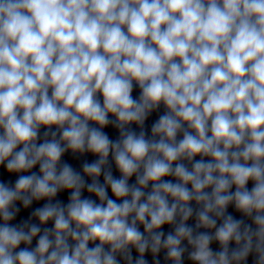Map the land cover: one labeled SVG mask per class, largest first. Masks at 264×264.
I'll list each match as a JSON object with an SVG mask.
<instances>
[{"label": "clouds", "instance_id": "1", "mask_svg": "<svg viewBox=\"0 0 264 264\" xmlns=\"http://www.w3.org/2000/svg\"><path fill=\"white\" fill-rule=\"evenodd\" d=\"M0 170V264H264V0H0Z\"/></svg>", "mask_w": 264, "mask_h": 264}, {"label": "water", "instance_id": "2", "mask_svg": "<svg viewBox=\"0 0 264 264\" xmlns=\"http://www.w3.org/2000/svg\"><path fill=\"white\" fill-rule=\"evenodd\" d=\"M133 95H134V97H137V98H138V95H139V89H138V87L134 89ZM163 112H164V108H163V106H161V108L159 109V111H157V112H153V113L151 114V116L148 118V120L146 121L145 129L147 130V132H148L149 135H150V128H151L152 123H153V122L158 118V116H159L160 114H162ZM133 128H136V126L133 125ZM136 130L139 131L138 128H137ZM43 131H44V129L41 130V135L43 134ZM104 131H105V132L110 136V138H112V139H115V138L118 136V132H117L116 130H114L111 126L105 128ZM94 159H95V157H93V156L90 155V154H85L84 156L73 157V156L71 155V153H68V154H66V155L63 157V160L66 161V162H68L69 164H71V165H72L77 171H81V165H82V163H83L85 160L91 162V161H93ZM196 159H199V157H197ZM205 159H207V158H205ZM185 163H187V162H185ZM189 167H190V165H189ZM34 170H37V171H38V169H34ZM112 170H113V175L118 177V176H119V173H118V171L115 169L114 164H113V169H112ZM0 178H5V177H3V172H2V170H0ZM11 179H14V177H12ZM85 179L88 180V182H90V179H89V178L85 177ZM100 179H101V182H103V177H102V176H101ZM165 179H173V180H174V178H172V177H166ZM134 181H135V177H133V178L130 180V183H134ZM251 186H252V185H251V183H250V184L248 185V187L251 188ZM68 194H69L68 192H63V193L59 194L57 198L60 199V200H62L64 203H67V197H68ZM109 195L111 196V192H110V190H109ZM84 196H88V193L86 192V190H85V192H84ZM92 198L95 199L94 196H93ZM43 203H45V201H41V202H39V203L34 202L33 205L31 206V208H29V209H27V210L23 209L22 206L18 205V206L21 207V211H20V213L18 214V217H17V221H16V222H19V221L22 220V219H26V218H28L30 212H31L34 208H37V207L42 206ZM193 206L195 207V204H193ZM228 211H229V213H231L234 217H236V218H238V219L242 218L241 214L237 213V212L234 210V208H233L232 206L229 207ZM245 221H246V223H251V220H248V219H246V218H245ZM33 222H36V221H33ZM188 223H189L190 225H194V219L190 220ZM47 226H48V227H51V224H49V225H47ZM141 230H143L142 227H141ZM162 230L165 231V232L167 233V232H168L169 230H171V229H170V226H167V225H166V226L163 227ZM200 231H204V229H201ZM185 243H186V242H185ZM34 245H35V240L33 241V246H34ZM232 246L234 247V244H233ZM21 247H23V245H22ZM212 248H213V250H218V249H219V246H218L217 243L214 242V243L212 244ZM136 255H137V253L135 252V250H133V256L135 257ZM163 256H164V253L161 252V254H160L161 264H165V261L163 260ZM146 259H148V260H149V264H151V262H152V257H151V255H147V256H146ZM252 259H253V258L250 256V257H249V260H248V264H252ZM122 264H123V262H122ZM185 264H191V262L187 260V257H185Z\"/></svg>", "mask_w": 264, "mask_h": 264}]
</instances>
